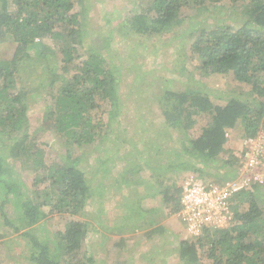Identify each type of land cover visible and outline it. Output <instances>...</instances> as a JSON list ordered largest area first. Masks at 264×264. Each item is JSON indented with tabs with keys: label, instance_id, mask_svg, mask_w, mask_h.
Here are the masks:
<instances>
[{
	"label": "trees",
	"instance_id": "obj_1",
	"mask_svg": "<svg viewBox=\"0 0 264 264\" xmlns=\"http://www.w3.org/2000/svg\"><path fill=\"white\" fill-rule=\"evenodd\" d=\"M1 1L0 44L10 37L16 47L11 57H0V218L12 233L24 238L28 248L24 257L30 264H95V253L84 250L83 245L89 223L74 217L86 208L93 187L71 152L72 146L118 138L112 127L123 123L119 117L120 66L106 59L101 51L106 47H88L83 10L77 8L82 0ZM220 1L151 0L146 8L128 17L125 25L131 33L161 34L182 22L185 7L209 8ZM229 2L233 7L242 6V25L237 29L228 24L202 28L192 39L190 58L199 63V77L233 73L238 82L251 86L250 91L247 97H227L225 103L214 102L202 87L167 92L165 102L170 104L163 110L165 122L183 136L182 149L172 151L177 161L170 164L174 172H181L180 177L189 170L210 182L235 177L243 144L238 151L226 148L228 133L242 128L246 138L264 131V0ZM45 38L54 46L45 44ZM103 41L109 46L108 38ZM35 58L42 60L51 99L41 129L64 138L68 146L66 159L60 164L45 162L37 141L41 130L30 131V93L21 87L25 76L20 67L25 60ZM200 114L207 122L200 134L193 136ZM171 150L158 147L157 154ZM225 152L228 158L222 159L218 169H211V162L219 161ZM183 153L194 161L183 159ZM27 157L33 161L30 172L34 176L32 187L25 189L15 162L23 164ZM224 165L233 170L227 177H219ZM163 172L155 170L152 175L163 182L166 212L179 213L183 182L178 185L175 177L166 178ZM262 184L255 183L233 195L234 219L228 227L205 229L199 236L184 239L181 258L188 264H264ZM50 214H69L71 218L55 235L39 233V223H45ZM3 237L1 231L0 239Z\"/></svg>",
	"mask_w": 264,
	"mask_h": 264
},
{
	"label": "rangeland",
	"instance_id": "obj_2",
	"mask_svg": "<svg viewBox=\"0 0 264 264\" xmlns=\"http://www.w3.org/2000/svg\"><path fill=\"white\" fill-rule=\"evenodd\" d=\"M150 3L151 0H82L77 4L83 10L90 39L88 47H106L101 49L106 59L120 66L119 117L123 123L112 127L118 138L109 137L102 144L91 146H72L71 152L93 187L86 208L74 217L89 223L83 245L84 250L95 253V264H188L181 258L180 244L192 235L177 213L167 214L163 182L152 175L155 170L158 173L163 170L166 178L175 177L181 185L187 176L199 174L189 170L183 171L180 177L181 172H174L170 165L177 161L172 151L182 149L183 136L177 129L167 127L163 110L170 103L165 102V96L169 91L202 87L214 102L225 103L227 97L240 94L247 97L251 87L238 82L233 73L201 78V70L196 68L198 61L190 58L192 39L202 28L219 24L239 28L244 18L242 6L233 7L229 0H223L210 4L209 8L185 7L182 22L171 30L161 34L131 33L125 25L126 19ZM104 38L109 39V46H105ZM44 42L54 46L49 38ZM15 47L10 37L5 38L0 44V57H11ZM20 68L25 76L21 87L30 93V131L41 130L37 141L45 162L60 164L65 161L68 148L64 138L41 129L43 113L51 102L49 78L43 75L42 60L27 59ZM102 109L108 110L106 104ZM197 118L193 136L199 135L207 122L202 114ZM243 139L242 128L231 129L226 148L238 151ZM158 147L172 150L157 154ZM228 154L225 152L219 161L211 162L214 165L210 168L218 169ZM181 157L194 161L188 153ZM25 160L23 164L21 160L15 163L26 189L32 187L34 173L30 172L33 161L28 157ZM221 169L219 177L223 174L227 177L233 170L225 165ZM259 192H264V182ZM8 210L13 212L12 206ZM70 218L69 214H50L45 223H39V233L55 235L65 229ZM1 231L4 237L0 239V264H30L24 257L28 252L24 238L12 233L0 218Z\"/></svg>",
	"mask_w": 264,
	"mask_h": 264
},
{
	"label": "built area",
	"instance_id": "obj_3",
	"mask_svg": "<svg viewBox=\"0 0 264 264\" xmlns=\"http://www.w3.org/2000/svg\"><path fill=\"white\" fill-rule=\"evenodd\" d=\"M240 165L235 177L220 183L192 174L182 184V210L177 213L191 235L205 229L228 227L234 219L232 197L244 188L264 182V131L243 139Z\"/></svg>",
	"mask_w": 264,
	"mask_h": 264
}]
</instances>
